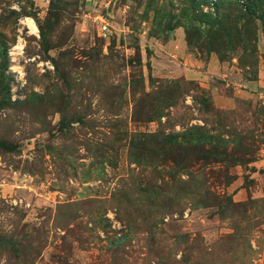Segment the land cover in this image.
I'll return each mask as SVG.
<instances>
[{
	"label": "rangeland",
	"instance_id": "rangeland-1",
	"mask_svg": "<svg viewBox=\"0 0 264 264\" xmlns=\"http://www.w3.org/2000/svg\"><path fill=\"white\" fill-rule=\"evenodd\" d=\"M204 6L0 0V264H264V4Z\"/></svg>",
	"mask_w": 264,
	"mask_h": 264
},
{
	"label": "crops",
	"instance_id": "crops-1",
	"mask_svg": "<svg viewBox=\"0 0 264 264\" xmlns=\"http://www.w3.org/2000/svg\"><path fill=\"white\" fill-rule=\"evenodd\" d=\"M172 37L167 40L164 41L163 43H159L156 42V44H159V47L161 49H158L157 47H154V50L152 51V53H156L155 56L153 57V61L157 62L159 58H157V55L161 56V61L162 62H167L169 61L168 56H173L175 55V57H181L183 58V63L180 65L178 64L177 67H173L170 68V66L167 64L165 67L162 68H158L157 66L155 67V73H157L158 75H163L166 74V76H176V75H182L185 78H191V77H197L198 80H208L211 78H213L214 74L216 75L217 78H221V80H224L225 74L221 72L220 70V65H216L215 62L210 58L204 69L203 70H193V68L189 67V64L192 63L193 65L196 64V61H193L194 58L191 57V53L188 52L185 41L183 36L180 34L179 29L175 28L173 33H172ZM171 53H173V55H171ZM174 57V56H173ZM152 59V57H151ZM192 59V60H191ZM187 61V63H186ZM207 83H205V85L208 87ZM244 84V83H243ZM220 83L214 85L213 83L210 84L211 90L215 89L216 92V88L217 86H219ZM222 85V84H221ZM239 95H242L244 93L243 90H238ZM215 99H217V102L219 103H223L227 104L228 102H230V99L227 97H216Z\"/></svg>",
	"mask_w": 264,
	"mask_h": 264
},
{
	"label": "trees",
	"instance_id": "trees-1",
	"mask_svg": "<svg viewBox=\"0 0 264 264\" xmlns=\"http://www.w3.org/2000/svg\"><path fill=\"white\" fill-rule=\"evenodd\" d=\"M193 1H194L195 5L202 3V2H206V3H208V5L210 4L209 0H193ZM220 1H222V0H214V2L211 4L212 5V11H205V12L200 11L199 19H202L203 21H205L207 23H211V24L217 23L218 24L220 21H219V19L217 20L216 16L213 19L203 18V16H208L207 14L216 15V13L218 12ZM225 1H228V2L235 4L241 10L249 9L255 3H263L264 4V0H243L242 4H239L237 2V0H225Z\"/></svg>",
	"mask_w": 264,
	"mask_h": 264
},
{
	"label": "built area",
	"instance_id": "built-area-1",
	"mask_svg": "<svg viewBox=\"0 0 264 264\" xmlns=\"http://www.w3.org/2000/svg\"><path fill=\"white\" fill-rule=\"evenodd\" d=\"M209 1H210V4L208 6H204L202 9L203 11H212V5L211 4L214 2V0H209ZM237 2L239 4H242L243 0H237ZM95 19L99 20V26H100L99 32H102V33L106 32L107 31V27H106L107 25L104 24L102 17L96 16Z\"/></svg>",
	"mask_w": 264,
	"mask_h": 264
},
{
	"label": "bare ground",
	"instance_id": "bare-ground-1",
	"mask_svg": "<svg viewBox=\"0 0 264 264\" xmlns=\"http://www.w3.org/2000/svg\"><path fill=\"white\" fill-rule=\"evenodd\" d=\"M26 21H27V25H29V27L33 31L34 30V25L32 24V22L28 18L26 19Z\"/></svg>",
	"mask_w": 264,
	"mask_h": 264
}]
</instances>
